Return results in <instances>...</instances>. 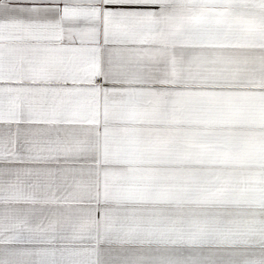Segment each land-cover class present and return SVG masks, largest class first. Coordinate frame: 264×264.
Here are the masks:
<instances>
[{"label":"snow or ice","instance_id":"snow-or-ice-1","mask_svg":"<svg viewBox=\"0 0 264 264\" xmlns=\"http://www.w3.org/2000/svg\"><path fill=\"white\" fill-rule=\"evenodd\" d=\"M237 5L0 0V264H264V35L208 11Z\"/></svg>","mask_w":264,"mask_h":264},{"label":"crops","instance_id":"crops-1","mask_svg":"<svg viewBox=\"0 0 264 264\" xmlns=\"http://www.w3.org/2000/svg\"><path fill=\"white\" fill-rule=\"evenodd\" d=\"M240 7H243L241 9L242 12L248 11L239 14V17L241 18L240 20H242L243 23H241V21L239 27L218 30L226 35L237 37L250 45H255V42L264 35V16L257 14L252 5H244ZM233 10L234 9H231L229 11L234 13L232 12ZM262 69H264V62H262L259 57L251 55L247 62L240 66V74L238 76L242 79H247L249 77L260 79L264 76V71H262ZM248 82H251V80H248Z\"/></svg>","mask_w":264,"mask_h":264},{"label":"rangeland","instance_id":"rangeland-1","mask_svg":"<svg viewBox=\"0 0 264 264\" xmlns=\"http://www.w3.org/2000/svg\"><path fill=\"white\" fill-rule=\"evenodd\" d=\"M243 7L240 6H234L233 11L234 13H231L230 11H225L220 8H209V14L211 17H213L211 23H210V28L212 30H218V29H225V28H230V27H239V24L242 20L239 17L240 13H245L248 11H241ZM237 15V16H236ZM229 17V18H225ZM243 23V21L241 22ZM237 74H240V70L238 69Z\"/></svg>","mask_w":264,"mask_h":264}]
</instances>
